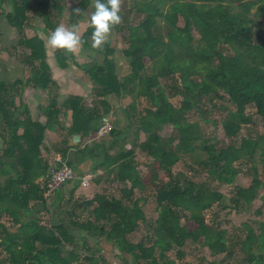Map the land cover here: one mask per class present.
<instances>
[{
    "label": "trees",
    "instance_id": "trees-1",
    "mask_svg": "<svg viewBox=\"0 0 264 264\" xmlns=\"http://www.w3.org/2000/svg\"><path fill=\"white\" fill-rule=\"evenodd\" d=\"M4 4L12 9L6 11ZM93 4V0H80L72 18ZM128 5L140 15L139 21L117 24L115 31L126 37L122 52L129 73L121 77L115 73L109 45L96 49L102 54V63L94 59L85 71L97 101L88 105L72 96L65 102L75 116L73 130L95 140L77 150L78 162L69 151L63 153L78 173L77 165L100 147L97 129L110 107L107 96L132 98L125 112L132 129L130 147L122 146L111 154V147L117 145V139L113 140L102 151L104 163L94 169L105 170L122 185V195L105 190L89 201H76L74 209L83 203L91 218L78 225L93 237L107 236L133 257L134 264H224L218 260L208 263L204 258L197 263L185 260L184 247L189 241L206 246L213 255H232V246L238 242L245 253L244 264H264V217L244 222L240 238L215 223L217 212L211 220L206 216L214 205L247 210L264 187V131L241 133L253 122L249 106L255 107L264 126V0H128ZM66 8L67 0H0V16L19 32L13 50L18 54L23 49L19 56L26 64L24 81L0 82V138L5 143L0 152V264H85L82 253L68 248L75 245V238L66 227L51 229L39 218L29 219L33 204L47 201L44 193L52 165L42 147L48 129L59 121L61 109L53 101L44 125L34 121L27 104H17L20 87L50 91L55 84L45 41L39 35L30 38L26 34L33 26L30 13L43 16L47 30L52 31L58 26L52 13L62 15ZM92 31L90 26L85 36ZM195 31L199 37L194 36ZM82 45L88 47L85 40ZM1 52L0 45V56ZM59 56L66 65V53ZM162 79L169 80L166 87L180 96L177 105L170 101ZM140 98L147 103L142 113L137 108ZM192 109L212 123L216 119L209 116L211 109L222 111L217 122L227 138L204 137L199 123L188 118ZM164 126L172 129L166 136L160 135ZM139 133L144 140L139 141ZM132 146L151 158L146 170L140 168ZM186 157L221 183H232L245 169L252 180L249 185L236 186L227 197L182 171L175 173L173 165ZM145 195H154L157 203L158 215L152 222L147 221L142 206ZM256 214L264 212L257 209ZM5 219L19 226L18 231L13 232ZM142 224L147 232L140 241L132 242L130 236Z\"/></svg>",
    "mask_w": 264,
    "mask_h": 264
},
{
    "label": "crops",
    "instance_id": "crops-1",
    "mask_svg": "<svg viewBox=\"0 0 264 264\" xmlns=\"http://www.w3.org/2000/svg\"><path fill=\"white\" fill-rule=\"evenodd\" d=\"M80 0H67V8L62 15L57 12L52 13L53 19L58 21V25H65L71 27L76 25L77 34L81 37V41L85 40L88 47L81 45L75 52H67L63 49H54L47 44V38L51 31L46 28L45 18L43 16L34 15L32 17V27L26 29L28 37L39 35L46 45L47 61L51 68L52 78L55 82L52 89L45 90L30 86H22L18 91L17 104H27L31 110L34 121L41 122L44 125L48 124V107L53 101H56V106L61 109L59 121L53 124V127L48 129L46 133L45 142L43 145V152L50 164L53 166L54 159L57 156L64 158V152L69 151L71 158L78 162L80 156H77V150L86 145H92L95 140L88 138L73 130L75 124V116L71 108L65 107V102L69 97L78 96L85 100L88 105L97 101L94 94V84L90 76L85 71V65L94 58L98 63H102V54L95 51L101 49L105 45H109L112 49L111 59L114 65V71L118 76H124L129 73L130 68L123 55L125 45L120 42L116 35L115 26L108 36L107 41L99 48L92 46L90 39L92 34L87 36L86 32L90 27L89 18L92 14V7L90 5L85 10L81 11L78 16L73 19V12L76 10ZM94 2V0H93ZM3 5L6 11H10L12 6ZM6 7V8H5ZM2 39L4 40L3 50L0 56V82L14 84L17 81H24L26 75V64L20 59L19 53H15L13 47L17 45L19 40V32L10 24L6 25L2 30ZM6 42V43H5ZM19 51V50H18ZM66 53L67 64L63 65L59 54ZM107 100L110 104L108 113L104 118H108L113 126L112 131L98 138L97 141L100 147H97L91 157H84L83 161L75 168L76 178L75 182L63 186L57 193L45 203H34V209L29 219L33 220L39 218L43 220L48 228L57 229L66 227L71 235L75 238V245H69L68 248L75 247L83 254V263L85 264H134L133 257L130 254L122 252L107 236L93 237L83 231L78 224L86 223L90 220L89 212L84 210V204L79 203L78 209H74L76 201H89L96 193L107 191L117 197L122 195L121 188L118 182L113 181L105 170L97 169L95 167L101 166L105 159L102 151L111 144L113 140L117 141L116 146H112L110 153L116 154L117 149L122 146L129 148L130 139H132V129L128 124L126 117V109L132 102V98L128 95L117 97L114 94H109ZM55 106V105H54ZM103 118V119H104ZM102 119V120H103ZM102 122V121H101ZM24 132L21 131V134ZM140 134V141L143 133ZM79 135V136H77ZM144 136V134H143ZM104 138V141L102 139ZM4 142V141H3ZM104 142V143H103ZM5 148V143H4ZM2 148V150L4 149ZM137 154V153H136ZM66 161V159L64 158ZM92 174L93 179L91 184L87 187L82 185V179L85 175ZM71 201H74L73 203ZM85 214L89 218L85 219ZM75 223V226L73 225ZM8 225V224H7ZM8 227L16 232L19 226ZM136 233L130 236L132 242H138Z\"/></svg>",
    "mask_w": 264,
    "mask_h": 264
},
{
    "label": "rangeland",
    "instance_id": "rangeland-1",
    "mask_svg": "<svg viewBox=\"0 0 264 264\" xmlns=\"http://www.w3.org/2000/svg\"><path fill=\"white\" fill-rule=\"evenodd\" d=\"M8 9H9V4H7ZM5 7V8H6ZM33 16L30 13V20H32ZM120 16H121V21L119 25H125V23H131V24H136L139 21L140 15L135 13L132 8L128 5V0H121V6H120ZM6 17L5 16H0V29L1 31L4 30L5 25H6ZM180 25L184 24V20L180 18L179 20ZM7 24L8 21H7ZM118 25V26H119ZM123 33H116L118 39L120 40L121 43L126 45V37H123ZM195 37H199L197 32H194ZM6 43V42H5ZM3 44L4 40L2 39V36L0 38V45L3 50ZM23 52V49H19V53ZM90 63V62H89ZM86 64L85 66L90 65L91 63H94V58H91V63ZM162 84L166 87V84L169 82V80H161ZM166 91L169 95L170 101L177 105L180 96L179 95H173L172 92L166 87ZM147 106L146 101L143 98H140L137 101V108L139 113L143 112V108ZM254 106H249L248 112L253 114V122L249 123L248 125L244 126L241 129L242 135H247V134H253L256 135L259 132L264 131V126L262 123L261 118L259 115L256 113ZM223 115V112L218 110V109H211L209 116L211 119H216L215 123H212L210 121L206 122L201 119L199 116L198 112L196 110L192 109L189 114L188 118L192 121H195L199 123L201 127V132L204 137H208L211 139H215L218 141H223L226 135H224V128L220 122H217V120L221 119ZM172 131L170 126H164L161 131L160 135L166 136L170 134ZM140 138V134H139ZM142 138H144L142 134ZM140 141V139H139ZM134 147V146H132ZM2 148H4V142L3 139L0 138V152L2 151ZM135 152L137 153L136 157L139 161L140 168L142 170H146V164L150 161V157L145 153L142 152L138 147L133 148ZM246 168V167H245ZM173 171L176 173L178 171L184 172L189 178L200 181L203 183H206L213 189H217L223 194H225L227 197L231 196V194L234 192L235 187L238 185H249L251 180H252V175L250 172H248L246 169L244 171H241L235 178V180L232 183H221L216 179H213L205 173V171L201 170L200 167L193 163L191 158L186 157L185 161L179 160L177 163L173 165ZM261 175L264 177V172H261ZM146 199L143 201L142 206L144 208V211L147 215V221L152 222L157 218L158 212H157V203L155 200L154 195H145ZM257 209H262L264 212V187L260 190L259 196L256 198V200L253 201L252 205L250 206L249 209L247 210H242V211H236V210H229V209H220L217 205H214V207L211 210L206 211V216L208 217L209 220H211L214 217V213L217 212L218 215L215 218V223L219 224L221 228L226 229V231L231 235L234 233L238 237H243L244 236V230H242V224L244 222H250L252 223L253 220H258L262 219L264 215L259 216L256 214ZM5 222L12 226L11 222L9 219H5ZM147 232V229L144 224H142V227L140 230H138V233H136L135 239L140 241L143 237V235ZM185 251H186V257L185 260L197 263L200 259L204 258L206 259V262H212L213 260H218L221 263H230V264H244L242 258L245 256V253L241 250L240 248V243L236 242L232 246V255H227L226 253L219 254V255H213L211 254L210 250L206 247L203 246L202 244H194L192 242H187L185 245Z\"/></svg>",
    "mask_w": 264,
    "mask_h": 264
},
{
    "label": "clouds",
    "instance_id": "clouds-1",
    "mask_svg": "<svg viewBox=\"0 0 264 264\" xmlns=\"http://www.w3.org/2000/svg\"><path fill=\"white\" fill-rule=\"evenodd\" d=\"M120 6L121 0H94V11L89 18L93 29L90 37L93 47H101L107 41L112 27L120 23ZM76 27L58 25L48 36L47 44L54 49L75 52L82 42Z\"/></svg>",
    "mask_w": 264,
    "mask_h": 264
},
{
    "label": "built area",
    "instance_id": "built-area-1",
    "mask_svg": "<svg viewBox=\"0 0 264 264\" xmlns=\"http://www.w3.org/2000/svg\"><path fill=\"white\" fill-rule=\"evenodd\" d=\"M113 126L108 118H104L97 129L98 137L101 138L110 133ZM75 168L71 166L62 156H57L51 171V178L45 186V198L50 200L63 186L75 181ZM93 179L92 174H87L82 179V185L87 187Z\"/></svg>",
    "mask_w": 264,
    "mask_h": 264
},
{
    "label": "water",
    "instance_id": "water-1",
    "mask_svg": "<svg viewBox=\"0 0 264 264\" xmlns=\"http://www.w3.org/2000/svg\"><path fill=\"white\" fill-rule=\"evenodd\" d=\"M77 136H79V135H77ZM88 218H89L88 214H85V219L87 220Z\"/></svg>",
    "mask_w": 264,
    "mask_h": 264
}]
</instances>
